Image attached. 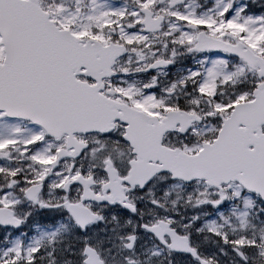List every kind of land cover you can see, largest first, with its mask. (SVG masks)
<instances>
[{"label": "snow or ice", "instance_id": "snow-or-ice-1", "mask_svg": "<svg viewBox=\"0 0 264 264\" xmlns=\"http://www.w3.org/2000/svg\"><path fill=\"white\" fill-rule=\"evenodd\" d=\"M0 264H264V0H0Z\"/></svg>", "mask_w": 264, "mask_h": 264}]
</instances>
